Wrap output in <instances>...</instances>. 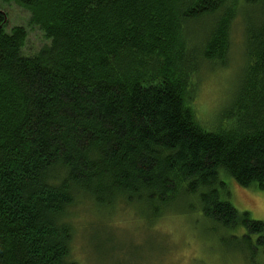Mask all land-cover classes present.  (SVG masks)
I'll list each match as a JSON object with an SVG mask.
<instances>
[{
	"label": "trees",
	"instance_id": "trees-1",
	"mask_svg": "<svg viewBox=\"0 0 264 264\" xmlns=\"http://www.w3.org/2000/svg\"><path fill=\"white\" fill-rule=\"evenodd\" d=\"M0 264H78L70 210L146 206L197 215L243 264H264V223L229 201L264 191V0H2ZM241 21L244 64L229 103L203 122V67L227 65Z\"/></svg>",
	"mask_w": 264,
	"mask_h": 264
},
{
	"label": "rangeland",
	"instance_id": "rangeland-1",
	"mask_svg": "<svg viewBox=\"0 0 264 264\" xmlns=\"http://www.w3.org/2000/svg\"><path fill=\"white\" fill-rule=\"evenodd\" d=\"M5 31L27 27L23 54L31 55L48 43L36 27L28 26L29 12L17 2L3 3ZM243 30L238 19L230 33L227 65L203 67L197 79L194 108L203 122L229 103L244 64ZM220 107V108H221ZM229 201L238 211L264 223V191L229 185ZM119 200L108 208L95 207L87 200L70 210L75 225L72 257L78 264H243L241 254L221 246L210 236L207 224L195 215H163L146 206ZM264 262V257H263Z\"/></svg>",
	"mask_w": 264,
	"mask_h": 264
}]
</instances>
